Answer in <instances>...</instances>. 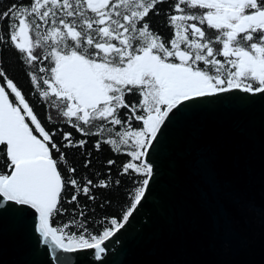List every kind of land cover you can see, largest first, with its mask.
Listing matches in <instances>:
<instances>
[{
	"label": "snow or ice",
	"instance_id": "1",
	"mask_svg": "<svg viewBox=\"0 0 264 264\" xmlns=\"http://www.w3.org/2000/svg\"><path fill=\"white\" fill-rule=\"evenodd\" d=\"M0 4V264H134L178 126L264 110V0Z\"/></svg>",
	"mask_w": 264,
	"mask_h": 264
},
{
	"label": "water",
	"instance_id": "2",
	"mask_svg": "<svg viewBox=\"0 0 264 264\" xmlns=\"http://www.w3.org/2000/svg\"><path fill=\"white\" fill-rule=\"evenodd\" d=\"M174 144L178 171L132 245L134 264H264V110L201 113ZM17 258L11 246L3 254Z\"/></svg>",
	"mask_w": 264,
	"mask_h": 264
},
{
	"label": "trees",
	"instance_id": "3",
	"mask_svg": "<svg viewBox=\"0 0 264 264\" xmlns=\"http://www.w3.org/2000/svg\"><path fill=\"white\" fill-rule=\"evenodd\" d=\"M3 3H7V0H3ZM0 7H2V4H0Z\"/></svg>",
	"mask_w": 264,
	"mask_h": 264
}]
</instances>
